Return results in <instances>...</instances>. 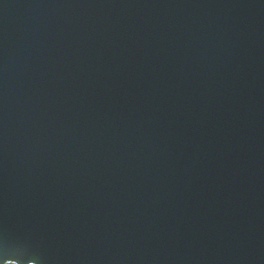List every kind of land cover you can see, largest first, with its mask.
<instances>
[{
  "label": "water",
  "instance_id": "95a60500",
  "mask_svg": "<svg viewBox=\"0 0 264 264\" xmlns=\"http://www.w3.org/2000/svg\"><path fill=\"white\" fill-rule=\"evenodd\" d=\"M264 264V0H0V264Z\"/></svg>",
  "mask_w": 264,
  "mask_h": 264
},
{
  "label": "bare ground",
  "instance_id": "6f19581e",
  "mask_svg": "<svg viewBox=\"0 0 264 264\" xmlns=\"http://www.w3.org/2000/svg\"><path fill=\"white\" fill-rule=\"evenodd\" d=\"M6 264H14V263H6Z\"/></svg>",
  "mask_w": 264,
  "mask_h": 264
}]
</instances>
